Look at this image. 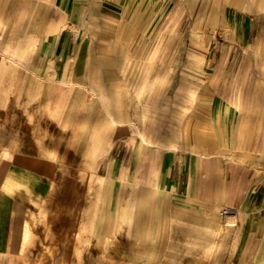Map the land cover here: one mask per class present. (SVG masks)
<instances>
[{
    "label": "rangeland",
    "instance_id": "obj_1",
    "mask_svg": "<svg viewBox=\"0 0 264 264\" xmlns=\"http://www.w3.org/2000/svg\"><path fill=\"white\" fill-rule=\"evenodd\" d=\"M33 12L36 11L22 9L0 17V125L5 134L0 138V152L2 146L7 145L6 140H15L14 131L18 129L19 120L28 121L20 116L23 113L19 110L23 103L28 106L25 101L30 102L37 93L42 98L50 90L63 89L64 82L71 85L78 81L79 86L71 87L79 91L78 98L83 97L84 104L95 98L91 110L99 107L101 111L104 107L98 95V82L107 93H115L118 81L126 79L140 83L147 76L143 98L134 97L135 91L130 90L131 99L140 101L139 111L134 112L135 119H142L139 116L144 114L146 123L148 120L156 122L164 109L166 125L158 129L162 140H173L183 135L186 128L196 142L207 132L205 122L213 115V133L208 138L214 141L222 131V102L214 97L221 88L213 86L215 82L211 80L213 75L215 78L218 75L217 67L221 65L217 62L224 57L236 60L235 64L224 66L226 73L236 72L239 69L237 61L241 59L245 63L243 70L264 71V0H128L124 12L115 20L108 21L96 15L86 17L79 32L86 40L80 67L66 63L61 57L52 60L48 57L46 61V54L39 52L37 45L46 39L49 30L43 29L41 11ZM19 40H24V44L26 40L34 43L28 61L37 56L38 62L10 60L20 59L28 49L15 46ZM11 49L15 52L10 57ZM72 56L70 54L69 61ZM146 69L151 71L148 75ZM154 85L158 88H153ZM130 87L133 88L131 84ZM143 102L149 104L143 106ZM76 104L71 116L83 121L84 108L78 111ZM230 119H236L235 111ZM175 120L182 121V127L174 128ZM127 129L120 131L117 127L106 136L98 137L101 141L111 139L112 145L96 159V164L89 165L88 173L93 175L95 182L92 194L88 186L78 188L73 181H68L60 194L55 190L54 201L58 203L59 214L54 219L51 253L46 250L49 241L44 234L41 240L32 241L33 245L23 250L22 224L31 216L29 207L20 200L5 201L6 207H13V212L4 231L9 250L0 258V264H112L110 261L123 259L130 264H237L236 249H231L230 244L226 245L227 253L220 257L211 253V245L219 234L215 229L200 223L195 227L178 222L175 212L181 211L174 207L178 202L161 193L157 177L152 183L145 177L116 175L117 166L112 167V164L121 160L117 158L122 156H117V149L124 143ZM133 129L130 127L128 131ZM120 132L123 134L119 135ZM65 138L69 140L68 136ZM35 142V138L26 136L23 144L28 146ZM10 155L12 157L1 158L7 167L5 176L16 175L20 158L35 153L15 148ZM82 155L86 153L76 154L77 159L71 160L70 165H79ZM87 155L93 156V152ZM28 161L34 169L37 161L34 158ZM68 170L72 172L71 167ZM0 185L3 189L4 183ZM127 200L138 215L124 231V236L115 239L119 234L116 212ZM6 218L8 220V216ZM201 218L205 220L210 216L206 214ZM30 220L34 222L35 217ZM93 234L100 240L96 255L93 247L86 246ZM77 246H81V255L76 252ZM20 250L23 251L21 255Z\"/></svg>",
    "mask_w": 264,
    "mask_h": 264
},
{
    "label": "crops",
    "instance_id": "obj_2",
    "mask_svg": "<svg viewBox=\"0 0 264 264\" xmlns=\"http://www.w3.org/2000/svg\"><path fill=\"white\" fill-rule=\"evenodd\" d=\"M127 1L0 0V17L5 18L7 12L15 14L22 9H34L36 12L33 13L40 10L43 29L49 31L46 39H42L41 44L37 45L39 52L46 54L47 62L48 57L49 60L61 57L66 63L72 62L80 67L83 63L82 48L85 47L86 40L79 32L87 21L86 17L96 15L108 21L115 20L124 12ZM229 33L232 35L233 31ZM19 41L21 43L18 42L15 46L28 49L22 53L20 59L10 60L19 63L38 62L37 56L28 61L34 43L30 40H26L25 44L24 40ZM14 52L15 50L11 49L9 56H13ZM70 54L73 55L71 61L68 59ZM212 60L216 63L214 58ZM217 63L221 65L217 67V79L213 75L211 80L215 82L213 86L221 88L214 97L222 102V131L214 141L208 138L213 133V115L205 122L207 132L196 142L192 139L191 131L185 130L186 128L183 135L170 141L162 140L163 135L158 129L166 125L164 109L161 116L158 115L161 119L156 122L148 120L146 123L144 114L139 116L143 117L142 119H135L134 112L139 111L137 106L140 101L138 98H135V101L131 99L132 92L135 91L134 97H141L148 76L140 83H132L126 79L118 81L115 93H107L106 88L98 82V95L104 107L101 111L99 107L91 110L95 98L85 101V104L83 97L78 98L79 91L71 88L79 86L78 81L71 85L64 82L63 89L50 90V93L42 98L37 93L30 102L27 99L25 102L29 105L23 103L19 112L23 113L20 116H24L28 121L19 120L18 129L14 131L15 140H6L7 145L2 146L0 152V184L4 183V188H0V222H6L8 226L9 217L13 212V207H6L5 201H23L29 207L28 212L31 215L25 218L23 228L25 223L35 227L31 240L34 243L41 240L44 234L49 241L46 250L50 252L55 236L54 219L59 214L58 203L54 201L55 190L60 194L67 182L73 181L78 188L88 186V192L92 194L95 182L93 175L88 173L89 165L96 164V159L106 153L112 145L111 139L101 141L98 137L106 136L117 127L120 131L132 127L135 129L124 131L125 139L121 138L124 143L117 149V156L122 155L117 158L122 162L113 161L112 167L117 166L116 175L145 177L147 182L152 183L157 177L161 193L178 202L174 206L176 210L179 208L181 211L175 212L178 222L189 223L195 227L200 223L219 233L211 245L213 255L220 257L227 253L226 245L230 244L231 249H236L234 254L237 264H264V71L251 73L243 70L245 63L241 59L237 61L239 69L236 72L226 73L224 66L236 63L232 57H224ZM125 70L124 68L123 71ZM145 72L148 75L151 71L146 69ZM156 72L159 76V70ZM153 88L158 86L154 85ZM226 101H229L228 104H223ZM74 104L78 111L84 108L86 115L83 121H77L76 117L71 116ZM148 104L143 102L141 105ZM228 108L236 112L235 120L231 121L230 115L226 116ZM141 112L143 113L144 109H141ZM173 125L174 128H180L182 121L175 120ZM1 127L0 125V138L5 135ZM208 129L211 131L208 132ZM121 134L123 132L119 135ZM26 136L35 138L36 142L24 145ZM65 136H68L69 140ZM190 147L195 149L191 150ZM15 148L35 155L19 157L21 160L16 166V175L5 176L7 167L3 165L1 158L12 157L10 153ZM88 152H93V156H88ZM85 153L79 165H70L71 160L77 159L76 154L80 156ZM31 158L37 161L34 169L30 168L28 161ZM69 167L72 172H69ZM128 200L126 204L119 205L116 212V228L120 235L116 234L115 239L124 236V231L130 228L134 217L138 215ZM178 214L182 218H179ZM206 214L210 218L203 220L201 217ZM31 217H35L34 222L30 220ZM4 231L0 237V258L9 250ZM21 238L23 240L22 235ZM86 246L93 247L92 252L96 255L100 246L99 236L93 234ZM80 250L81 246H77L78 255L82 254ZM21 254L23 251L20 250L19 255ZM110 262L130 264L127 259Z\"/></svg>",
    "mask_w": 264,
    "mask_h": 264
},
{
    "label": "bare ground",
    "instance_id": "obj_3",
    "mask_svg": "<svg viewBox=\"0 0 264 264\" xmlns=\"http://www.w3.org/2000/svg\"><path fill=\"white\" fill-rule=\"evenodd\" d=\"M232 113L231 109H227L226 111V116L230 115ZM88 164V163H87ZM8 211L10 212L11 209H8ZM7 229V224L6 222H0V237H1V233L3 235V231ZM35 231V227H31V225L29 223H25L24 228H23V233H22V237H23V250L30 247L32 244V234Z\"/></svg>",
    "mask_w": 264,
    "mask_h": 264
}]
</instances>
